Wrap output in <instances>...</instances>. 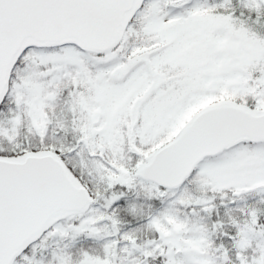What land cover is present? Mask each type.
<instances>
[{"label":"snow or ice","instance_id":"1","mask_svg":"<svg viewBox=\"0 0 264 264\" xmlns=\"http://www.w3.org/2000/svg\"><path fill=\"white\" fill-rule=\"evenodd\" d=\"M0 264H264V0H0Z\"/></svg>","mask_w":264,"mask_h":264}]
</instances>
